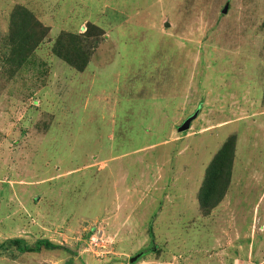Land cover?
I'll return each mask as SVG.
<instances>
[{"label": "rangeland", "instance_id": "1", "mask_svg": "<svg viewBox=\"0 0 264 264\" xmlns=\"http://www.w3.org/2000/svg\"><path fill=\"white\" fill-rule=\"evenodd\" d=\"M16 7L48 29L24 61L8 52ZM89 25L104 34L77 72L52 48ZM262 108L264 0H0V244L60 247L0 264H226L233 245L248 260L197 193L233 133L263 154L264 117L243 120ZM254 175L232 190L258 196Z\"/></svg>", "mask_w": 264, "mask_h": 264}, {"label": "trees", "instance_id": "2", "mask_svg": "<svg viewBox=\"0 0 264 264\" xmlns=\"http://www.w3.org/2000/svg\"><path fill=\"white\" fill-rule=\"evenodd\" d=\"M10 17L13 40L8 52L24 61L33 55L46 37L48 29L23 7H16ZM103 34L104 32L94 25H89L83 34L61 32L55 39L53 53L75 71L83 72ZM235 143L236 137L229 136L205 168L197 194L199 208L205 216L209 215L221 202L228 189ZM150 233L152 232H149V236L152 238ZM59 248L47 240H39L33 245H26L18 239H13L0 244V252L16 250L19 253H39L42 250ZM155 248L156 245L153 243L152 250ZM144 253L140 252V255Z\"/></svg>", "mask_w": 264, "mask_h": 264}, {"label": "crops", "instance_id": "3", "mask_svg": "<svg viewBox=\"0 0 264 264\" xmlns=\"http://www.w3.org/2000/svg\"><path fill=\"white\" fill-rule=\"evenodd\" d=\"M250 115L254 118H263L264 108L253 113L246 114L245 117H243V120L249 118ZM236 119L240 118L228 119L227 121H224L217 126H223ZM259 128L261 130V133L259 135L260 142L264 146V122L263 125H261ZM233 135L236 137V143L231 166L229 186L221 202L209 213V215H212V213L218 207L226 210L227 218L229 221L228 226L232 227L231 230L227 233V240L229 242H231L232 240H236L239 245L240 243L242 244V242L246 243V246H244L243 250L244 256L246 255V253H248L247 251H249L248 260L245 258L244 260H240L238 259V248H236L235 245L231 246V257L226 264H264V191H262L258 196H253L251 198H248V194L250 193V191H245L247 195V198H245V195L243 196L241 195V193H239L242 191L232 190L240 176L242 174L244 175L245 173L247 174L250 171V168L257 170L258 175H254V177L257 179L259 178V174H264V152L263 154H260V157L256 161L246 159L241 155V152H243L244 147L247 145V143L249 141L251 142L252 140L241 142L239 141L240 137L235 135V133H233ZM261 156L263 158H261ZM258 160L260 161V164H258ZM252 176L253 175H251V177ZM231 186L233 187L231 188ZM233 194L236 197L232 199ZM243 200L249 201L248 209L239 210V205H242ZM237 210H239V212H237ZM201 216L206 217L208 215L205 216L202 214ZM231 223H233L232 226ZM252 255H254L253 258Z\"/></svg>", "mask_w": 264, "mask_h": 264}, {"label": "water", "instance_id": "4", "mask_svg": "<svg viewBox=\"0 0 264 264\" xmlns=\"http://www.w3.org/2000/svg\"><path fill=\"white\" fill-rule=\"evenodd\" d=\"M226 9H224L223 12H225ZM194 118V116L188 118L185 120L184 124L181 125V127L179 128L180 131H184L186 129H189L190 123L192 121V119ZM140 254L134 256L133 258L130 259V263H133L135 260H137V258L139 257Z\"/></svg>", "mask_w": 264, "mask_h": 264}]
</instances>
